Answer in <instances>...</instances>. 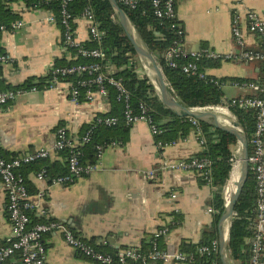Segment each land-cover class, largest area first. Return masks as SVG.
Instances as JSON below:
<instances>
[{
	"label": "crops",
	"instance_id": "1",
	"mask_svg": "<svg viewBox=\"0 0 264 264\" xmlns=\"http://www.w3.org/2000/svg\"><path fill=\"white\" fill-rule=\"evenodd\" d=\"M244 5L264 18V0H244ZM10 6L24 25L1 35V46L10 56L9 62L0 65L3 90L21 88L31 78L46 76L57 59L67 56L60 26L47 19L49 10L28 7L23 0L13 1ZM176 8L187 50L239 52L241 47L235 41L232 25L240 10L245 48L264 51V41L249 31L245 8L237 0H176ZM89 25L84 19L76 20L75 37L79 42L90 39ZM261 66V61L231 60L220 61L218 66L207 70L219 78L258 79L262 75ZM140 74L144 75L142 67ZM227 88L232 94H241L238 88ZM116 106L101 96L93 102L76 104L64 86L22 93L0 112V153L14 158L43 148L52 150L61 126L77 141L83 126L98 115L113 112ZM157 142L149 124L140 121L120 133L116 144L103 148L95 170L71 184L50 182L38 178L33 171L28 172L30 200L35 204L32 223L60 221L102 252L146 250L161 229L167 233L159 236L158 244L171 253L180 251L185 244H200L218 231L217 211H208L211 207L215 209L216 187L198 171L166 169L163 164L196 157L203 151V145L194 131L164 148ZM50 159L62 160L55 152H51ZM150 171L155 172L153 176L148 175ZM12 236L7 189L0 178V247ZM43 241L47 248L45 264H101L81 255L61 231L45 234ZM139 262L127 264H142ZM4 264L23 262L15 255Z\"/></svg>",
	"mask_w": 264,
	"mask_h": 264
},
{
	"label": "built area",
	"instance_id": "2",
	"mask_svg": "<svg viewBox=\"0 0 264 264\" xmlns=\"http://www.w3.org/2000/svg\"><path fill=\"white\" fill-rule=\"evenodd\" d=\"M13 2V0H7ZM73 0H62L60 11V23L63 26L62 32V46L67 51V56L72 57L69 48H77V54L85 57L93 58L94 60L86 63H77L70 66L55 67L51 66L50 72L55 75H71L74 74L78 78L77 81H63L58 77H54L48 88H56L64 86L69 93L70 99L76 103L93 102L97 96L106 97L108 94L107 85L113 86L117 90V100L123 104L122 116L109 115L99 117L98 120L108 126L118 125L121 122L131 126L137 122L144 121L151 127L152 133L157 135L161 129L157 126L153 116L152 108L146 102H140L138 108L135 110L131 103V94L123 79L114 75L115 66L110 62H106L107 54L102 47L84 48L75 37L76 28L73 27V17L68 9L69 3ZM130 8H136L140 0H121ZM155 6V13L157 16H168L177 19L176 0H152ZM238 4L245 8L244 0H237ZM38 8V7H35ZM248 20V29L251 33L259 36L264 41V18L260 13L251 8H245ZM79 18L86 20L90 23L89 34L90 38L100 41L104 36V31L99 28V23L96 20L94 10L90 5H87ZM48 21L57 23L56 15L49 10L47 17ZM78 18H75L77 20ZM24 22L22 19L15 20L8 28L5 25H0V31L7 32L20 29L23 27ZM179 25V24H178ZM177 26V23L172 25ZM232 32L235 41L241 47L239 52L221 53L210 48H203L199 51H190L185 47L184 30L180 25L177 34L180 40L176 41V45L170 48L166 56L171 59L174 57H188L190 60L182 65V70L188 75L197 76L200 79L210 80L209 72L207 69L199 65L201 58L217 60V61H231L238 60L243 62L262 61V68L264 72V51L253 50L245 48L244 34L240 20V10H237V15L233 20ZM10 56L7 52L0 53V65L9 62ZM170 65L175 66L176 62H171ZM87 74V78H82ZM213 80V79H211ZM169 83V82H168ZM216 84L226 86L225 82L215 80ZM170 86V84H169ZM241 91H254V96H240L234 99L232 103L224 97L221 105H210L226 108L230 111V105H236L245 110H254L255 112V128L249 139L250 153L248 162L250 169L253 170L256 177V194L257 204L255 207L256 218L253 222L254 235L251 240V264H264V83L248 81H236L228 84ZM80 87H85L84 93ZM171 87V86H170ZM38 90L36 87L31 88H17V89H0V112L15 98L29 91ZM81 95H83L81 99ZM231 112V111H230ZM231 114H233L231 112ZM234 118L237 117L233 114ZM189 121L195 127L196 137L203 145L205 139L202 135L200 121L194 117L189 116ZM68 130L65 126L58 128L56 142L51 149L43 148L34 154L25 155L21 157L7 158L0 154V178L7 189L8 195V216L12 225L13 236L8 242L0 247V264H4L8 259L15 255H19L23 264H45L46 261V246L43 237L47 233L63 232L66 241L75 248L81 255L90 258L101 264H127L129 261H140L142 264H150L153 262L169 263L172 261L180 264H204L200 262L193 254H187L183 251L169 252L160 248L158 242H152L150 250L144 252L137 248H127L119 253L102 252L80 237H78L69 227L64 223L57 220H46L42 222L32 223L30 212L35 209V204L30 200V193L27 188L25 177L19 172L23 164L30 163L39 158L48 157L51 152H55L64 147H70L71 156L69 158V173L56 177L53 182L60 184H71L77 178L89 174L97 168V163L84 165L79 159V152L73 150L75 142L68 136ZM90 131L82 137V141H90ZM158 145L162 148L174 145L176 142L158 141ZM113 144H116L113 142ZM241 150L240 144L234 148L233 164L236 161V153ZM103 150L102 146L98 147V156L101 155ZM164 168L172 170H193L200 172L206 181L212 184L211 178V165L212 161L208 157H193L187 160H180L176 162L166 161L163 164ZM154 171L149 172V176L154 175ZM45 170L37 173L38 178H45ZM40 195H43L41 193ZM173 198L177 197L176 193L172 194ZM209 212H215L212 207L208 209ZM236 216V215H235ZM166 229L158 231L156 236L166 234ZM157 240V239H156ZM219 251V239H213L210 244L200 245L197 249L198 256H209ZM211 264H219L216 260L211 261Z\"/></svg>",
	"mask_w": 264,
	"mask_h": 264
},
{
	"label": "trees",
	"instance_id": "3",
	"mask_svg": "<svg viewBox=\"0 0 264 264\" xmlns=\"http://www.w3.org/2000/svg\"><path fill=\"white\" fill-rule=\"evenodd\" d=\"M23 1L28 7H41L52 11L56 15L58 19L57 24L63 32V26L60 23L62 0ZM117 1L135 25L149 50L155 55L171 88L174 90L181 103L185 106L205 107L210 105H221L224 97H227L230 103H232L234 99H237L240 96H254L256 93L254 91H241V94H232L233 92L227 88L228 84L236 81L264 83L262 66V75L258 79L236 77L219 78L215 75L209 74L210 78L213 80H204L197 76L184 73L182 65L188 62L190 58L179 56L171 59L166 56L167 51L176 45V41L180 40V36L177 34V31L180 28L178 18L157 16L155 13L156 8L153 5L152 0H140L136 8H130L121 0ZM10 3L12 2L0 0V25H5L8 28L13 21L20 18L19 14L12 10ZM87 5H90L94 10L96 20L99 23V28L104 31V36L100 41L90 38L87 41L81 42V45L84 48L102 47L105 50L107 54L105 61H108L115 66L114 75L123 79L124 84L130 91L131 103L135 110L138 108L140 102H146L152 108V116L157 126L161 129V132L156 135L158 141L176 142L180 139L186 138L191 131L195 132V127L189 121V117L179 116L166 107L156 95L154 87L149 79L145 75L141 76V63L137 57L134 45L122 25L117 20L114 9L109 0L71 1L68 5V9L74 18L73 27L76 28L75 18H79ZM174 23H177L176 27L172 26ZM1 35L2 31H0V39ZM69 51L71 52L72 57L69 58L63 56L62 58L57 59L54 64L55 67L70 66L94 60L93 58L77 54V48L75 47L69 48ZM1 52L5 51L0 43V53ZM172 61L176 62L175 66L170 65ZM198 62L202 68L207 69L218 66L220 61L201 58ZM54 77H58L63 81H77L80 79L74 74L55 75L54 73L49 72L44 77L29 79L23 88H47L50 86ZM87 77V74L82 76V78ZM215 80L225 82L227 85L220 86L215 83ZM107 87L108 94L106 97L117 104L113 112L98 115L93 122L83 126L77 141L69 134V132L67 133L69 138L75 142L76 145L73 150L79 152V159L84 165L95 163L98 156V147L102 146L104 148L113 142H118L119 134H123V132L127 131L128 127H130L124 122H121L118 125L108 126L98 120L99 117L109 115L122 116L123 104L117 100V90L111 85H107ZM80 90L84 93L86 89L85 87H80ZM82 97L83 95H81V99ZM229 109L244 126L248 139H250L255 128L254 110H245L232 104ZM200 127L205 143L203 144V151L198 157H208L212 161L211 178L212 184L216 187L213 207L217 211L215 217V226H217L224 206L223 189L229 180V174L233 165L232 159L234 158V148L238 144V139L235 135L217 129L202 121H200ZM89 131L91 137L90 141H82V137H84ZM71 150L72 148L70 147H64L55 151L62 160L53 161L50 159L49 155L46 158H39L30 163L23 164L20 167L19 172L27 181L28 172L33 171L39 173L40 171L45 170V178L52 182L56 177L69 173L68 164ZM0 154L3 155L2 153ZM26 184H28V181ZM255 186L256 177L253 170L250 169L248 181L238 203L236 204L237 214L230 230L228 250L232 264H251V240L254 235L253 222L256 218L255 207L257 204ZM27 188L30 193L31 191L28 186ZM217 233L218 231L215 230L214 233L208 235L200 244H185L181 251L187 254H193L204 264H211V261L214 260L219 264H222L219 251L209 256L200 257L197 254V249L200 245L210 244L213 239H218ZM158 238L159 236H155L152 241L159 243ZM150 248L141 251L146 252L150 250Z\"/></svg>",
	"mask_w": 264,
	"mask_h": 264
},
{
	"label": "water",
	"instance_id": "4",
	"mask_svg": "<svg viewBox=\"0 0 264 264\" xmlns=\"http://www.w3.org/2000/svg\"><path fill=\"white\" fill-rule=\"evenodd\" d=\"M109 1L114 9L117 20L122 25L134 45L144 75L149 79L150 83L154 87L156 95L160 98L163 104L179 116L194 117L199 121L205 122L217 129L227 131L235 135L238 139L241 147L242 157L240 175L237 182L233 184V192L227 195L228 190L231 189L230 180L233 171L232 165V169L229 174V180L223 189L224 206L218 222L219 254L221 262L222 264H232L228 250L230 230L235 215L237 214L236 204L238 203L244 191L250 172V164L248 162L250 144L246 130L238 119L228 118L231 126H227L223 124V120L227 119L218 113L209 111L205 108L187 107L182 104L174 90L169 86V83L164 80L166 77L163 73L161 65H159L155 55L149 50L148 46L141 38L135 25L130 20L125 10L119 5L117 0ZM154 70L160 71L163 74L164 79H162L160 76L155 78Z\"/></svg>",
	"mask_w": 264,
	"mask_h": 264
},
{
	"label": "bare ground",
	"instance_id": "5",
	"mask_svg": "<svg viewBox=\"0 0 264 264\" xmlns=\"http://www.w3.org/2000/svg\"><path fill=\"white\" fill-rule=\"evenodd\" d=\"M158 76H160L162 79H164L163 74L160 71L154 70V77L157 78ZM164 80H166V82L168 83L167 79L165 78ZM215 106H211L208 107L207 110L218 113L220 115H222L223 117H225L227 120H223V124L227 125V126H231V123L229 122L228 118H233L232 115L230 114V112L228 111V109L226 108H222V107H216L213 108ZM239 156L237 157V161L235 162V164H233V171L231 174V180H230V191L231 193L233 192V184H235L239 178L240 175V169H241V150L238 151ZM229 195V194H227Z\"/></svg>",
	"mask_w": 264,
	"mask_h": 264
},
{
	"label": "rangeland",
	"instance_id": "6",
	"mask_svg": "<svg viewBox=\"0 0 264 264\" xmlns=\"http://www.w3.org/2000/svg\"><path fill=\"white\" fill-rule=\"evenodd\" d=\"M228 111H229V110H228ZM229 112H230V111H229ZM230 114H231V112H230ZM231 115H232L233 119H235L234 116H233V114H231ZM238 151H240V150L238 149ZM238 151H237V153H238ZM237 153H236V161H237V159H238L237 157L239 156V154H237ZM236 161H235V162H236ZM234 164H235V163H234ZM230 193H231V191L228 190L227 194H230Z\"/></svg>",
	"mask_w": 264,
	"mask_h": 264
}]
</instances>
